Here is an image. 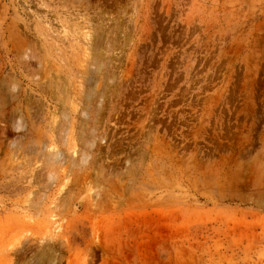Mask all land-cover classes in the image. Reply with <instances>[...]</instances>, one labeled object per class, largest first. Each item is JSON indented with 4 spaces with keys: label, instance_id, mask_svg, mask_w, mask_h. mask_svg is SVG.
<instances>
[{
    "label": "rangeland",
    "instance_id": "obj_1",
    "mask_svg": "<svg viewBox=\"0 0 264 264\" xmlns=\"http://www.w3.org/2000/svg\"><path fill=\"white\" fill-rule=\"evenodd\" d=\"M0 264H264V0H0Z\"/></svg>",
    "mask_w": 264,
    "mask_h": 264
}]
</instances>
